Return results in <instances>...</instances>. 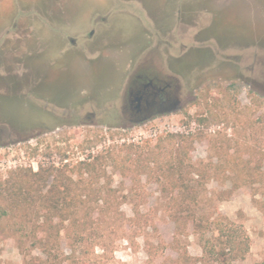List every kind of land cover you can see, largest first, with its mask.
Here are the masks:
<instances>
[{
  "label": "rangeland",
  "instance_id": "rangeland-1",
  "mask_svg": "<svg viewBox=\"0 0 264 264\" xmlns=\"http://www.w3.org/2000/svg\"><path fill=\"white\" fill-rule=\"evenodd\" d=\"M65 1L68 17L75 25L73 29L89 27L95 12L105 16L113 11L115 26L128 39L133 37V26L126 18L144 19L148 14L164 16L170 12L176 16L178 1L183 2L184 13L191 2L201 1L205 6L198 10V36L193 35L190 21L176 25L178 41L193 46L198 41V46L203 47L189 61H179L177 65L184 71L183 98L187 94L193 99L175 115L129 125L122 120L118 97L133 60L131 48L104 50L99 59L88 55L84 60L77 52L73 59L64 55L57 65L59 69L53 72V80L48 77L41 85L46 98L41 110L16 103L6 109L12 119L0 121V128L7 130L0 135V181L28 170L72 168L121 144L155 145L170 134L194 137L192 162L207 173H203V187L198 191L199 213L211 215L217 207L221 216L240 230L239 235L248 238L249 245L244 259L225 257L226 261L208 264H264V0H167L172 4L170 9L165 2L154 9L157 0H121L125 3L121 10L111 8L108 0ZM217 20L214 36L209 29ZM245 26L255 29L252 32L256 40L243 44L226 42L250 40L243 31ZM139 36L144 44L148 42L144 31ZM198 118L206 121L199 123ZM103 137L105 140L100 141ZM226 138L231 140L230 149L223 143ZM234 162L240 163L241 168L237 169ZM131 166L134 165L127 164L129 169ZM137 167H132L133 172L125 170L124 175L108 164L106 177L93 189L98 190L109 181L116 195L124 198L121 211L126 217L132 218L139 210L150 219V225L140 228L110 220L104 224V237L98 245L82 244L79 248L65 233L60 245L61 257L72 255L74 250L79 257L89 250L90 256L81 257L85 264H149L148 251H151L160 256L164 253V257L152 264H166V259H177L178 252L183 250L190 259L188 263L178 264H204L199 261L204 256L200 237L193 233L192 227L177 237V247L176 226L164 208L168 195L162 189L163 184L144 173L138 177ZM72 178L80 180L78 175ZM235 184L239 185L236 189ZM80 197L84 198L85 193ZM1 226L12 231L22 227L17 219ZM218 235L213 230L209 237L216 239ZM91 237L96 238L95 231ZM19 239L20 235L0 233V264H25L26 250L31 252L30 257L44 259L42 249H29L28 241L22 251ZM162 248H165L163 253Z\"/></svg>",
  "mask_w": 264,
  "mask_h": 264
},
{
  "label": "trees",
  "instance_id": "trees-1",
  "mask_svg": "<svg viewBox=\"0 0 264 264\" xmlns=\"http://www.w3.org/2000/svg\"><path fill=\"white\" fill-rule=\"evenodd\" d=\"M197 121L203 123L206 120L198 118ZM104 140L103 137L100 141ZM194 141V137L170 134L160 138L155 145L145 142L142 145L113 146L104 155L101 153L94 158L90 156L72 168L48 167L41 168L38 172L28 170L12 175L9 180L0 181V225L17 219L22 227L20 226L18 231H12L11 228L1 226L0 233L4 236L20 235L18 243L22 251L27 243L25 241L30 242L31 250L42 249L44 259L30 257L31 252L26 250L25 264H85L84 258L81 257H84V254L90 256L92 253L89 254V250L79 257H76L77 250H74L72 255L61 257L60 245L63 234L66 233V238L79 248L82 244L98 245L97 243L104 237L103 232L106 229L104 224L110 220L123 224L131 223L140 228L150 225V219L139 210L132 218L126 217L121 211V205L125 203L124 198L116 195L109 181L98 190L93 189L94 185L100 184L102 178L106 177L108 164L121 170L124 175L125 170L133 172L132 167L135 169L138 166L140 170L136 173L138 177L144 173L156 183L163 184L162 189L168 195L164 208L175 223L174 242L177 247H179L177 237L183 236L185 231L192 227L193 233L200 237L204 251L200 262L221 263L225 257L232 260L244 259L249 252L248 238L239 235L240 230L236 229L234 224L228 223L217 207L211 215L199 213L201 201L198 191L203 187V173H207L192 162ZM230 141L227 138L223 140L229 149ZM127 164L134 166L129 169ZM234 165L237 169L241 168L240 163L234 162ZM72 175H78L80 180L74 181ZM85 176L88 177L84 178ZM136 182L140 184V180ZM238 187L239 185L235 184L234 189ZM106 188L107 192L104 191ZM84 193L85 197H80ZM83 209L84 213L81 212ZM213 230L219 234L216 239L209 237ZM92 231L96 232L95 239L91 237ZM101 232L103 235L99 236ZM164 250L165 248H162V253ZM178 254L177 259L168 258L165 263L178 264L183 261L188 263L190 257L186 251L180 250ZM148 255L149 264L164 257V253L160 256L151 251H148Z\"/></svg>",
  "mask_w": 264,
  "mask_h": 264
},
{
  "label": "flooded vegetation",
  "instance_id": "flooded-vegetation-1",
  "mask_svg": "<svg viewBox=\"0 0 264 264\" xmlns=\"http://www.w3.org/2000/svg\"><path fill=\"white\" fill-rule=\"evenodd\" d=\"M65 2V0H0V46L5 47L7 41L11 39L35 42L34 47L39 50V59H41L40 66L38 65L40 68L38 69V81L35 83L40 88V96L35 94V84L26 83V81L23 83L9 82L8 87L5 83L0 84V121L12 119L6 109L15 103L22 106L26 104L24 106H29V109L41 108L40 101L46 100L44 88L41 85L45 84L48 77L53 80V72L59 69L57 65L61 57L64 55L73 57L76 52L81 54L79 48L87 50L88 53L93 52V54L99 51L103 38L100 42L95 38L101 35V25L109 22L113 11L105 16L95 12L89 27L77 29L74 32L72 22L67 17L68 9ZM108 3L112 4L111 8L116 7L117 10L123 9L121 6L125 5L121 0H108ZM179 3L180 1L177 5ZM104 39L108 40L107 37ZM46 40H50V43L54 40L56 43L54 58L53 54L50 58L41 56L47 51ZM89 41L95 43L88 44ZM24 51L27 56L23 59L20 71L16 72V78L22 76L25 80V77L29 76L27 71L34 68H32L33 64L31 65L30 54ZM30 51L33 54L31 49ZM41 71L47 72L42 73ZM127 82L122 97L121 117L128 124L138 125L155 118L178 113L193 99L192 95L189 97L187 94L184 98L183 94L179 98V88L175 86L174 81L150 62L137 66L128 76ZM5 101L8 103L4 104ZM6 131L5 128H0V135L6 134Z\"/></svg>",
  "mask_w": 264,
  "mask_h": 264
},
{
  "label": "water",
  "instance_id": "water-1",
  "mask_svg": "<svg viewBox=\"0 0 264 264\" xmlns=\"http://www.w3.org/2000/svg\"><path fill=\"white\" fill-rule=\"evenodd\" d=\"M158 1L159 0H157V2L154 3V6H153L154 9L159 8V6L162 5L164 2L166 3V5L168 6L169 9L172 8V4L170 1L169 2L167 0H162L160 2H158ZM182 3L183 2L180 1L179 5H177L176 16H173V13H171V12L169 13V15L165 14L164 16L157 15V14H148V16L144 19H140V18H137V19L136 18H133V19L126 18L125 19L122 16V18H124L125 20H127L128 22H130L132 24L135 22L136 25H134V24L132 25L133 28H132L131 32H133V34H132L133 37L137 36L136 39H133V37L128 39L129 37L120 34L119 32H123V31L117 29V28H119V26L116 27L115 25H111L112 20H115L116 17L111 16L109 18L108 23L101 25L102 26L101 27V31H102L101 35L99 34V36H97L95 38L96 40H99V42L103 38L104 41L101 42V44H103V48L100 46L99 51L96 54H93V52L88 53L87 50H84V49L82 50L81 48H79V51L81 53L80 56H82L84 58V60H86V57L88 55H91V56L94 55L95 57L97 56L99 59L103 54L101 52H103L104 50H110V49H116V48L121 49L124 46L128 47L129 43L132 42V40L141 41V37L139 36L141 31H144L146 33V35L148 37V42L146 44H144L143 46H141L139 44L138 46L140 47V49L136 50V49L131 48V50L133 51L132 52L133 60H131L132 62L130 63V65H131L129 68L130 70L128 69V71H127V75H126V78L124 80V85H122V89L120 91V96L118 97V99H120V102H119L120 103V112H122V106H123L122 97H123V94L125 92V88H126L127 83H128L127 82L128 76L131 74V72L137 66L143 65V64H145V62L146 63H148V62L153 63L164 75L169 76L174 81L173 83L175 84V86L177 88H179V93H180L179 98L182 97L181 95H182L183 89H184L183 84H182V82H183L182 78L184 75L183 74L184 71L182 69H178L177 65L180 63L179 61L184 62V61H186V59H188V61H189L191 56L195 52L199 51L200 49H203V47L198 46L199 45L198 41H196L197 46L196 45L193 46L192 44H189V43L184 44L183 42L178 41V39H176L178 26H176V25L180 26L182 24H186L185 22L190 21V24H191L190 28H191V30L194 31V32H192V33H194L193 35L198 36V34H199L198 33V26H199L198 10L202 9L201 7L204 8V6H205L201 3V1H198L197 4H194L193 2H191L189 9L184 13V8L182 6ZM67 17H68V14H67ZM71 19L69 18L70 22H72ZM217 22L219 24L218 20L214 21L213 26H211L209 29V31L214 36H216L215 34L217 33V30H215V28H218V25L216 24ZM160 25L164 26V28L162 29L163 31L160 29ZM73 26H75V25L72 24V29H73ZM251 28L252 27L245 26L244 30H243L245 33L247 32V34L250 37V40H248V41L228 40L226 42L227 43L228 42L229 43L239 42L240 44H243V43H247V42H251V41L256 40L255 39L256 37H254L253 32H252V31H255V29H251ZM73 30L77 31L76 27ZM215 31H216V33H215ZM116 33H118V35H116ZM104 37H107L108 40L104 39ZM223 41H225V40L223 39ZM94 43H95L94 41L88 42V44H94ZM202 51L204 52V50H202ZM205 52H207V51H205ZM154 55H155V57H152ZM74 57H72V59ZM95 61H97V60H94V62ZM96 63H98V62H95V64ZM90 67H92V66H90ZM193 67H194V65L192 66V68ZM192 68H191V70H192ZM118 99L116 101H119ZM39 106L41 108H39V109L35 108L38 111L43 108L42 107L43 106L42 101H40ZM46 106L49 107L50 105H46ZM7 113H9V112H7ZM36 113L38 115V112H36ZM8 115H10V114H8ZM129 125H132V124H129Z\"/></svg>",
  "mask_w": 264,
  "mask_h": 264
},
{
  "label": "crops",
  "instance_id": "crops-1",
  "mask_svg": "<svg viewBox=\"0 0 264 264\" xmlns=\"http://www.w3.org/2000/svg\"><path fill=\"white\" fill-rule=\"evenodd\" d=\"M114 23H115L114 20H112L111 25H115ZM133 24L136 25L135 22ZM116 35H118V33H116ZM103 41L104 40L102 39V42ZM34 44L35 42H31V43L25 42L23 39L17 40V41H15V39H11L10 41H7L5 47L0 46V84L5 83V86L8 87L10 85L8 84L9 82L23 83L26 81V83L35 84L38 81V76H39L38 69H40L38 68V65L40 64L41 59H39V56H40L39 50L34 47ZM139 44L143 46L142 44H144V42L132 40V42L129 43L128 47L137 50V49H140L139 46H136ZM46 47H47V51L43 52L41 56L43 58L44 57L50 58L52 56L51 54H53V58H54L55 49H56L55 41L53 40L52 43H50V40H46ZM101 47L103 48V44H101ZM30 49L32 50L33 54H31ZM24 50H26L27 53L30 54L29 56L31 57V65L33 64L32 68H34V69L30 68V70L27 71L29 73V76L26 74L27 76L25 77V80H24V77L22 76L20 78H16L17 76L16 72L20 71V68L22 67L23 59L25 56H27ZM116 68H119V67H116ZM41 72L46 73L47 71H41ZM35 88H36L35 94H37V96H40L41 91H39L40 88L37 84H35ZM175 114L177 113H174L171 115H175Z\"/></svg>",
  "mask_w": 264,
  "mask_h": 264
}]
</instances>
